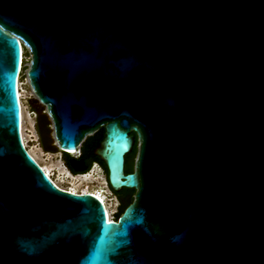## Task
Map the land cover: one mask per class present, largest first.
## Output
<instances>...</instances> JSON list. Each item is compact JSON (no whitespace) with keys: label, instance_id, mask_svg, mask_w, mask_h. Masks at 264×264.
Instances as JSON below:
<instances>
[{"label":"water","instance_id":"95a60500","mask_svg":"<svg viewBox=\"0 0 264 264\" xmlns=\"http://www.w3.org/2000/svg\"><path fill=\"white\" fill-rule=\"evenodd\" d=\"M25 49L42 149L103 129L116 221L23 146ZM0 264H264V0H0Z\"/></svg>","mask_w":264,"mask_h":264},{"label":"rangeland","instance_id":"374dc122","mask_svg":"<svg viewBox=\"0 0 264 264\" xmlns=\"http://www.w3.org/2000/svg\"><path fill=\"white\" fill-rule=\"evenodd\" d=\"M24 65L22 68V71L19 76V84H20V93H22L23 98L21 100V104L24 106V115H25V121L23 124V133L26 137V146L28 150L32 151L35 158L39 161V163L46 167L52 174V178L57 181L59 178V169L63 166H65V163L63 161V154L55 155V153L46 152L42 149L39 141L38 134L36 132L35 128V113L30 108L28 101L29 99L34 97V94L29 86L28 80H27V70L30 63V55L27 49L24 50ZM32 121V124H31ZM92 136V135H91ZM88 138V137H87ZM97 164V163H96ZM99 166V164H97ZM94 165H92L93 167ZM91 167V168H92ZM66 168V166H65ZM100 168V175L104 176L106 180V176L102 168ZM67 169V168H66ZM68 170V169H67ZM104 185L101 184H92L88 187L89 191L92 192H100L103 194L105 198V203L108 208V211L110 213V217L112 220H115L116 217H114V214L117 213V208L120 206V202L118 201L117 197L114 196V194L108 189V184L106 182ZM60 186L67 188L69 187L67 183H60Z\"/></svg>","mask_w":264,"mask_h":264},{"label":"bare ground","instance_id":"6f19581e","mask_svg":"<svg viewBox=\"0 0 264 264\" xmlns=\"http://www.w3.org/2000/svg\"><path fill=\"white\" fill-rule=\"evenodd\" d=\"M24 50L22 51V68H23V65H24ZM22 71V69H21ZM21 73V72H20ZM19 81V79H18ZM23 91H21L20 93V84L18 82V97H19V100H20V106H21V120H22V123H21V138H22V143H23V146L25 147V149L28 151V153L32 156V158L36 161V163L42 168V170L45 172V174L48 176V178L52 181V183L57 186L58 188L60 189H63V190H68L72 193H75V194H91L93 195L95 198H97L101 204L103 205L104 207V210H105V214H106V220H112L111 217H110V213L108 211V208L106 206V203H105V198L103 196L102 193H100L99 191L98 192H92V191H89L88 187L92 184H101V185H104L106 186V180L104 178V176L100 175V168L97 164H95L88 172L84 173V174H79V175H72L66 168L65 166L61 167L59 169V178L57 181H55L53 178H52V174L51 172L44 166H42L39 161L35 158V156L33 155L32 151L28 150L27 146H26V137L23 133V124H24V121H25V115H24V106L21 104V100L23 98ZM31 124H32V121H31ZM71 155H75L77 154L78 152L77 151H68ZM55 155H61V153H55ZM60 183H67V185L69 187L67 188H64L62 186H60Z\"/></svg>","mask_w":264,"mask_h":264},{"label":"trees","instance_id":"16d2710c","mask_svg":"<svg viewBox=\"0 0 264 264\" xmlns=\"http://www.w3.org/2000/svg\"><path fill=\"white\" fill-rule=\"evenodd\" d=\"M103 135H104L103 129H100L99 131H97L92 136H89L88 138H86L85 141L82 143V146H81L80 157L85 161V163L88 166V169L90 168V166L93 163H98L100 165V167L107 174L105 165L93 154V150H94L95 146L97 145V143L102 141ZM136 153H137V145L135 144L131 153H129L128 155L125 156V172L126 173L132 172ZM62 154H63V161L67 165L68 159L70 158V156L67 155L66 153H62ZM69 170L73 174L77 173V172L73 171L72 169H69ZM84 173H86V172H84ZM109 189H110V187H109ZM110 191L113 192L111 189H110ZM113 193L115 195H117L119 200L121 201L122 206H121L120 214L117 216V217H119L121 215V213L123 212V210L125 209V207L131 202L132 196H133V191L129 190V189H122L119 192H113Z\"/></svg>","mask_w":264,"mask_h":264},{"label":"flooded vegetation","instance_id":"af4514ba","mask_svg":"<svg viewBox=\"0 0 264 264\" xmlns=\"http://www.w3.org/2000/svg\"><path fill=\"white\" fill-rule=\"evenodd\" d=\"M136 145H137V141H136V143H135ZM80 155H81V149H80V152H79V155H76V156H74V155H71L70 156V158L68 159V163H67V165H66V163H65V166H66V168L68 169V171L72 174V175H79V174H84V172L82 173V172H77V173H75V174H73L69 169H72L73 171H75L71 166H70V164H69V162H70V160H71V158H75L76 160H82L83 161V165H81V164H77V167H83L84 165L85 166H87V164L85 163V161L80 157ZM93 164H96V163H93ZM92 164V165H93ZM98 164V163H97ZM92 165L90 166V168L89 169H91V167H92ZM100 166V165H99ZM88 167V166H87ZM89 169H88V171H89ZM88 171H86V172H88ZM133 171V170H132ZM76 172V171H75ZM133 191V190H132ZM133 195H134V191H133ZM114 196L115 197H117V199L119 200V198H118V196L117 195H115L114 194ZM132 199H133V196H132ZM132 201V200H131ZM121 202V201H120ZM118 219V217L117 218H115V221Z\"/></svg>","mask_w":264,"mask_h":264},{"label":"built area","instance_id":"2783aa9c","mask_svg":"<svg viewBox=\"0 0 264 264\" xmlns=\"http://www.w3.org/2000/svg\"><path fill=\"white\" fill-rule=\"evenodd\" d=\"M77 152H78V153H77V154H75L74 156H76V155H79V152H80V150H78ZM93 165H95V164H93Z\"/></svg>","mask_w":264,"mask_h":264},{"label":"snow or ice","instance_id":"6c2138e0","mask_svg":"<svg viewBox=\"0 0 264 264\" xmlns=\"http://www.w3.org/2000/svg\"><path fill=\"white\" fill-rule=\"evenodd\" d=\"M109 223H111V222H109Z\"/></svg>","mask_w":264,"mask_h":264},{"label":"clouds","instance_id":"9594fccd","mask_svg":"<svg viewBox=\"0 0 264 264\" xmlns=\"http://www.w3.org/2000/svg\"><path fill=\"white\" fill-rule=\"evenodd\" d=\"M70 154V153H69Z\"/></svg>","mask_w":264,"mask_h":264}]
</instances>
